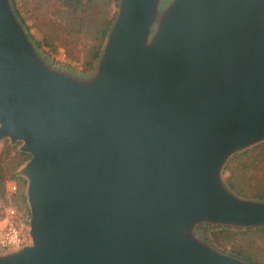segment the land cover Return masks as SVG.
<instances>
[{
  "label": "water",
  "instance_id": "water-1",
  "mask_svg": "<svg viewBox=\"0 0 264 264\" xmlns=\"http://www.w3.org/2000/svg\"><path fill=\"white\" fill-rule=\"evenodd\" d=\"M157 2L119 0L80 78L0 0V139L30 154L31 240L0 264H247L195 228L264 226L222 177L264 141V0Z\"/></svg>",
  "mask_w": 264,
  "mask_h": 264
},
{
  "label": "trees",
  "instance_id": "trees-1",
  "mask_svg": "<svg viewBox=\"0 0 264 264\" xmlns=\"http://www.w3.org/2000/svg\"><path fill=\"white\" fill-rule=\"evenodd\" d=\"M30 1L38 2L43 7L42 11L35 14L38 35L29 33L35 45L39 49L47 47L51 52L63 48L70 60L82 65V73L92 72L115 18L119 0ZM10 2L14 8L17 6V0ZM112 5L115 11L111 9ZM20 18L28 28L29 18ZM1 140L10 144H5V149L8 145L10 149L14 148V159L8 164V171H2L0 167V194L4 191L3 179L15 182L16 190L12 192L15 204L10 207H17L22 217L19 210L22 205L27 207L29 213L25 194L27 181L18 170L30 158V154L19 150V142L11 144L7 138ZM222 177L227 188L235 195L264 201V141L231 155L223 167ZM206 234L207 240L221 251L247 264H264V226L242 228L210 225Z\"/></svg>",
  "mask_w": 264,
  "mask_h": 264
},
{
  "label": "rangeland",
  "instance_id": "rangeland-1",
  "mask_svg": "<svg viewBox=\"0 0 264 264\" xmlns=\"http://www.w3.org/2000/svg\"><path fill=\"white\" fill-rule=\"evenodd\" d=\"M172 2H173V0H158V2L156 4V12L158 13V15H160L162 13L161 11L163 9H166ZM11 7H12V10H13L14 14L16 15L17 19L19 20L22 27L26 31L30 41L33 44V46L36 48V50L38 51V53L40 54V56L43 58V60L45 62H47L50 65L55 66L61 70L68 71L69 73L74 74L80 78H89V76H91L94 73L95 69L90 73H82V71H81L82 65L80 63L73 61V60H70L66 56L63 48H60V50L58 52H51L47 47L39 49L35 45L34 40L32 38H30L29 33L33 34V35H38V32H37L38 26L35 24V21L37 19L35 17V14H38V12L43 10V7L41 4H39L38 2L34 3L33 1H30V0H17V6L15 7L17 10L14 8V4L13 5L11 4ZM117 8H116V13H117ZM111 9L113 11H115V7L113 5L111 6ZM23 16H26L27 19L29 18L27 20V23L30 24V26H28L29 29L21 21L20 17H23ZM115 16H116V14H115ZM152 28L154 29V26H152ZM5 144H9V142L6 143L5 140L0 141V167L3 168L2 171H8V164L10 162H12V159H14V148L10 149V147H9L10 144H9L8 148L5 149ZM6 151L7 152L9 151V152L7 153ZM1 178L2 177H1V171H0V180H1ZM3 182H4L3 183L4 184V191L0 194V232L2 230L4 223H5L4 222L5 211L10 206H12V204H15L14 201L12 200L13 199V193L10 191V185L12 183H15V182L12 180H9V179H3ZM15 208H17V207H15ZM19 210H20V213L22 214L21 219L23 220V222L25 224V228L29 229V222H28L29 221V213H28L27 207L25 205H22ZM210 225L218 226L219 224L201 223L195 228V234L198 237H200L202 240H204L208 243H210V242L207 240L206 232L208 230V226H210ZM28 243H30V242H28ZM28 243H26L25 245H27ZM25 245H23V246H25ZM210 245H212V244L210 243ZM13 251H14V249L8 250L5 252H1L0 255L11 253Z\"/></svg>",
  "mask_w": 264,
  "mask_h": 264
},
{
  "label": "built area",
  "instance_id": "built-area-1",
  "mask_svg": "<svg viewBox=\"0 0 264 264\" xmlns=\"http://www.w3.org/2000/svg\"><path fill=\"white\" fill-rule=\"evenodd\" d=\"M16 190V184L10 185V191ZM4 227L0 232V253L8 250H16L30 242L29 229L25 228V224L20 214L14 207H9L5 211Z\"/></svg>",
  "mask_w": 264,
  "mask_h": 264
},
{
  "label": "crops",
  "instance_id": "crops-1",
  "mask_svg": "<svg viewBox=\"0 0 264 264\" xmlns=\"http://www.w3.org/2000/svg\"><path fill=\"white\" fill-rule=\"evenodd\" d=\"M3 227H4V225H3ZM3 227H2V229H3Z\"/></svg>",
  "mask_w": 264,
  "mask_h": 264
}]
</instances>
